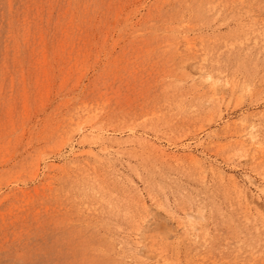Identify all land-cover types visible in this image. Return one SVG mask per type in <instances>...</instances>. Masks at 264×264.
Returning <instances> with one entry per match:
<instances>
[{"label": "rangeland", "instance_id": "374dc122", "mask_svg": "<svg viewBox=\"0 0 264 264\" xmlns=\"http://www.w3.org/2000/svg\"><path fill=\"white\" fill-rule=\"evenodd\" d=\"M0 264H264V0H0Z\"/></svg>", "mask_w": 264, "mask_h": 264}]
</instances>
